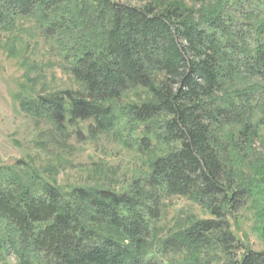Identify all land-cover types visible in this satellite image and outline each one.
Segmentation results:
<instances>
[{
  "label": "trees",
  "instance_id": "1",
  "mask_svg": "<svg viewBox=\"0 0 264 264\" xmlns=\"http://www.w3.org/2000/svg\"><path fill=\"white\" fill-rule=\"evenodd\" d=\"M30 21L80 89L21 98L58 130L91 119L154 152L144 185L61 188L0 171V259L16 264H264V0H0V33ZM133 93L135 99L126 97ZM131 139V140H130ZM27 175V173H25ZM32 179V178H31ZM209 217L158 237L161 198ZM236 232H241L240 237ZM243 234V235H242Z\"/></svg>",
  "mask_w": 264,
  "mask_h": 264
},
{
  "label": "rangeland",
  "instance_id": "2",
  "mask_svg": "<svg viewBox=\"0 0 264 264\" xmlns=\"http://www.w3.org/2000/svg\"><path fill=\"white\" fill-rule=\"evenodd\" d=\"M120 1L138 6L152 3L160 8L177 0ZM51 47L30 21L13 33H0V171L13 170L30 183L40 177L64 189L98 185L122 190L144 185L154 147L143 153L125 144L118 134L94 133L91 119L66 123L58 130L47 118L22 109L21 98L80 89ZM127 98L135 96L131 93ZM253 149L255 155L247 158L245 172L247 163H254L255 157L264 153V141H256ZM160 211L155 224L158 237L184 226L189 216L209 217L198 203L178 195L162 197ZM238 215L240 231L250 247L264 249V236L255 225L253 210L246 207ZM241 232L236 234L240 237ZM0 264L16 263L8 254Z\"/></svg>",
  "mask_w": 264,
  "mask_h": 264
}]
</instances>
